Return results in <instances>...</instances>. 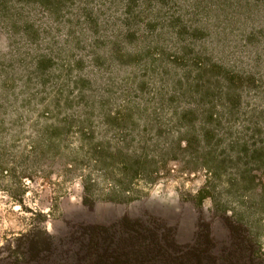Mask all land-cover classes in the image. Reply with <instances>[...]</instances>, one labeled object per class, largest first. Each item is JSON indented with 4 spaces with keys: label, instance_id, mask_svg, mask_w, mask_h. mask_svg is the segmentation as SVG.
<instances>
[{
    "label": "rangeland",
    "instance_id": "1",
    "mask_svg": "<svg viewBox=\"0 0 264 264\" xmlns=\"http://www.w3.org/2000/svg\"><path fill=\"white\" fill-rule=\"evenodd\" d=\"M178 1L188 29L213 30L196 40L215 60L260 71L203 72L198 110L152 107L149 121L123 120L117 105L10 111L20 118L0 124V264H264V0ZM83 3L33 0L43 53L66 44ZM18 35L0 28V62L35 52ZM82 43L63 47L72 93L79 77L106 72Z\"/></svg>",
    "mask_w": 264,
    "mask_h": 264
},
{
    "label": "trees",
    "instance_id": "2",
    "mask_svg": "<svg viewBox=\"0 0 264 264\" xmlns=\"http://www.w3.org/2000/svg\"><path fill=\"white\" fill-rule=\"evenodd\" d=\"M90 1L84 0L74 9L70 29L72 33L76 32L75 36L70 33L65 45L49 40L47 51L43 53L39 32L30 18L31 8L36 7L33 0H0V28L18 33L19 37H30L36 44L34 53L10 57L7 62L1 58L0 124L9 117L19 119L16 115L19 111L14 115L10 111L22 106L29 113L39 108L53 113L59 109L93 111L117 105L124 111L123 120L131 118V113L136 111L135 119L149 121L152 107L177 110L183 103L191 102L197 105L191 111L198 110L203 97L200 91L203 72L214 70L216 75L256 72V67L252 70H240L235 66L227 69L223 61L215 60L213 50L196 40L201 31L211 34L213 30L205 27L188 29L186 16L193 14L188 12L184 2L99 0L107 8L114 5V10L105 8L95 12ZM248 5L256 6V3L249 2ZM119 7L121 12L114 13ZM87 32L91 36L89 43H85ZM72 38L77 44L83 42V47H88L92 54V62L102 63L106 71L104 76L79 77L73 82V93L72 58L63 54V47L72 49ZM64 56L66 59H62ZM62 61H68L66 69ZM52 62L57 65L55 68L50 66ZM61 70L59 79L55 73ZM193 74L195 77H191ZM149 84L155 92L151 98H146L144 89ZM195 246L192 255L201 260V244Z\"/></svg>",
    "mask_w": 264,
    "mask_h": 264
}]
</instances>
